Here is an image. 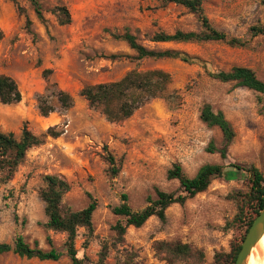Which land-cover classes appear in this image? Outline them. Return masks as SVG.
<instances>
[{"label":"rangeland","instance_id":"rangeland-1","mask_svg":"<svg viewBox=\"0 0 264 264\" xmlns=\"http://www.w3.org/2000/svg\"><path fill=\"white\" fill-rule=\"evenodd\" d=\"M263 2L203 0L205 14L216 29L246 42L244 47L234 48L222 42H149L146 35L157 30L172 33L176 29H201L197 18L184 8L170 5L161 9L157 0H39L42 19L28 0H0V75L14 78L22 93L20 103L0 104V129L16 137L24 126L37 136L51 127L64 130L60 137H48L30 150L13 179L0 184V243L12 244L21 235L44 250L50 249L47 237L55 247H63L65 235L44 227L45 205L38 191L46 175L68 182L71 189L64 203L74 211L87 207L89 194L98 201L94 236L87 239L81 229L77 239L78 256L85 264H98L102 242H113L112 228L120 218L112 208L122 203L123 194L128 195L132 209L139 211L146 207L148 198H155L156 188L182 193L178 181L167 179V171L175 163H180L189 177L205 164L254 166L264 176V96L260 100L251 90L209 76L247 67L264 82V38L250 35L252 26L264 24ZM57 6L69 10V25L58 24L52 13ZM126 29L148 49H175L199 61H132L129 57L135 53L126 42L113 37ZM153 69L171 74L168 94L178 93L180 98L149 100L123 122H109L80 95L85 86L117 81L132 70ZM55 86L72 95V108L65 111L59 107L53 95ZM40 96H49L55 106L47 118L38 109ZM205 103L222 111L236 133L226 161L207 151L212 142L222 146V135L200 120ZM105 147L122 160L120 174L114 179L108 175ZM232 170L184 206L172 205L166 212V223L152 217L139 229L130 227L125 248L138 253L135 264H167L156 258L155 241L192 245L204 254L201 264H213L217 253H229L231 242L244 231L229 225L237 214L236 203L229 196L249 191L248 174ZM117 256L111 249L106 264H116ZM68 262L64 257L58 263L45 264ZM0 264L38 262L7 253L0 256Z\"/></svg>","mask_w":264,"mask_h":264},{"label":"trees","instance_id":"trees-1","mask_svg":"<svg viewBox=\"0 0 264 264\" xmlns=\"http://www.w3.org/2000/svg\"><path fill=\"white\" fill-rule=\"evenodd\" d=\"M15 3L18 0H11ZM32 5L36 16L42 19V6L39 0H28ZM161 9L170 5L182 7L188 13L194 15L200 23L199 31H183L176 29L169 33L161 30L152 35H146V39L153 44H180V43H205L222 42L231 47H244L246 42L240 38H231L226 33L216 29L205 14L203 0H157ZM264 3V2H263ZM22 10V8H20ZM57 22L61 26L71 23V15L65 6H57L52 10ZM28 25L30 22H27ZM251 37L262 36L264 38V24H258L250 28ZM116 39L123 40L135 53L130 60L141 62L179 60L187 64L197 63L198 58L175 49L155 50L148 49L138 42L136 35L126 29L123 34H113ZM2 32L0 31V39ZM115 58L116 56H112ZM48 73V72H46ZM50 73V72H49ZM209 76L222 83L234 82L238 87H243L264 96V82L256 73L247 67H233L229 71L209 73ZM172 83V76L161 69L147 71L132 70L121 79L109 83L85 86L80 95L88 102L91 108L99 110L111 123H120L131 118L134 113L149 100L165 97L168 101L180 98L178 93L168 94V88ZM53 95L62 110H69L74 106L72 95L55 86ZM22 100V93L17 81L7 75H0V104L15 105ZM38 109L42 117H49L55 111L49 96L38 98ZM200 120L209 128H217L222 135V146L217 147L212 142L207 151L211 154H219L224 161L228 157V149L233 143L236 133L222 111H216L209 103H205L200 111ZM64 130L49 128L45 134L37 136L26 126L23 127L19 137L13 133H5L0 129V184H8L14 177L20 165L25 161L27 153L42 145L48 137L58 138ZM105 159L108 163V175L116 178L121 171L122 160H117L107 147L104 148ZM245 171L248 174L249 191L247 193H234L229 196L237 206V214L229 223L232 228L243 229L230 245L229 253H217L213 264H234L245 236L256 217L264 209V176L254 166L242 167L237 164H205L199 168L194 177L185 174L180 163H175L167 171L169 181L176 180L182 189L181 194L168 193L155 189V198H148L145 208L135 211L129 205L128 195L121 196L122 203L112 208V213L120 220L113 226L115 238L111 244L103 241L99 253L98 264H106L111 249L117 251L116 264H135L138 253L128 250L126 246V234L130 227L139 229L152 218H158L162 223L167 221V210L174 204L184 206L200 193L208 190L212 182L225 177L226 171ZM43 185L38 191V197L44 203L46 223L44 227L48 231L65 235L63 247H55L52 239L47 237L49 250H43L35 242L32 246L21 235L17 236L13 243H0V256L13 253L27 260L38 259L40 261L60 262L62 258H68L65 264H85V260L78 256L77 239L79 231H86L87 239L94 236L93 216L98 208V201L89 194L87 207L74 211L64 203V197L69 193L71 186L66 180L56 175H46L42 178ZM87 244L89 240H86ZM122 248V250H120ZM153 250L156 258L167 264H201L204 254L201 250L181 241H155Z\"/></svg>","mask_w":264,"mask_h":264},{"label":"water","instance_id":"water-1","mask_svg":"<svg viewBox=\"0 0 264 264\" xmlns=\"http://www.w3.org/2000/svg\"><path fill=\"white\" fill-rule=\"evenodd\" d=\"M264 235V209L249 228L234 264H248L252 250Z\"/></svg>","mask_w":264,"mask_h":264},{"label":"bare ground","instance_id":"bare-ground-1","mask_svg":"<svg viewBox=\"0 0 264 264\" xmlns=\"http://www.w3.org/2000/svg\"><path fill=\"white\" fill-rule=\"evenodd\" d=\"M248 264H264V235L252 250Z\"/></svg>","mask_w":264,"mask_h":264},{"label":"crops","instance_id":"crops-1","mask_svg":"<svg viewBox=\"0 0 264 264\" xmlns=\"http://www.w3.org/2000/svg\"><path fill=\"white\" fill-rule=\"evenodd\" d=\"M39 245V244H38ZM44 250V249H43ZM32 260H36L38 262V264H45V263H48V262H51V261H40L38 259H32ZM56 263V262H54Z\"/></svg>","mask_w":264,"mask_h":264}]
</instances>
